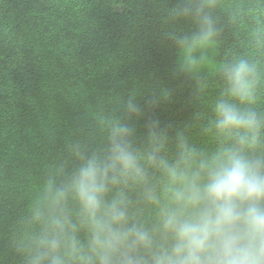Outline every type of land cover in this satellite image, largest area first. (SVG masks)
I'll return each instance as SVG.
<instances>
[{
    "label": "trees",
    "instance_id": "trees-1",
    "mask_svg": "<svg viewBox=\"0 0 264 264\" xmlns=\"http://www.w3.org/2000/svg\"><path fill=\"white\" fill-rule=\"evenodd\" d=\"M185 2L0 0V264H28L44 184L79 165L76 147L105 150L111 121L133 128L136 149L147 148L148 125L157 122L170 161L181 138L211 153L217 140L206 129L223 86L216 66L237 58L257 66L255 110L264 116V0H212L216 46L198 80L177 71L170 39L195 29L172 14ZM133 95L141 115L128 119ZM150 175L159 192L161 173ZM125 191L130 213L151 227L156 210L143 190Z\"/></svg>",
    "mask_w": 264,
    "mask_h": 264
},
{
    "label": "clouds",
    "instance_id": "clouds-1",
    "mask_svg": "<svg viewBox=\"0 0 264 264\" xmlns=\"http://www.w3.org/2000/svg\"><path fill=\"white\" fill-rule=\"evenodd\" d=\"M212 7V0H186L172 11L195 25L170 39L177 71L197 80L216 46ZM216 71L223 86L206 131L217 148L197 152L181 138L170 161L161 155L165 138L157 122L148 125L147 148L136 149L133 128L111 121L105 150L86 154L76 147L79 165L44 184L34 212L40 231L28 264H264V116L255 110L257 66L237 58ZM125 112L128 119L140 117L134 95ZM150 170L161 173L159 192ZM129 188H141L154 206L151 227L130 213Z\"/></svg>",
    "mask_w": 264,
    "mask_h": 264
}]
</instances>
